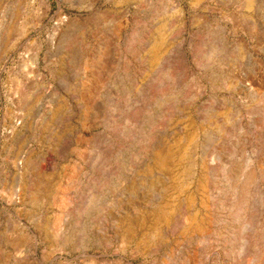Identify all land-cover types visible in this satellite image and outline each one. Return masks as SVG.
I'll use <instances>...</instances> for the list:
<instances>
[{
  "label": "rangeland",
  "instance_id": "374dc122",
  "mask_svg": "<svg viewBox=\"0 0 264 264\" xmlns=\"http://www.w3.org/2000/svg\"><path fill=\"white\" fill-rule=\"evenodd\" d=\"M0 264H264V0H0Z\"/></svg>",
  "mask_w": 264,
  "mask_h": 264
},
{
  "label": "bare ground",
  "instance_id": "6f19581e",
  "mask_svg": "<svg viewBox=\"0 0 264 264\" xmlns=\"http://www.w3.org/2000/svg\"><path fill=\"white\" fill-rule=\"evenodd\" d=\"M153 44H154V43H153ZM153 44H152V45H153ZM151 51L153 52L152 54L155 53V51H156V45H155V46L153 45V47L151 48ZM154 55H155V54H154ZM156 55H157V54H156Z\"/></svg>",
  "mask_w": 264,
  "mask_h": 264
}]
</instances>
